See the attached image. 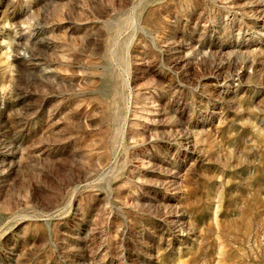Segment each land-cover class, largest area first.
<instances>
[{
  "label": "rangeland",
  "instance_id": "rangeland-1",
  "mask_svg": "<svg viewBox=\"0 0 264 264\" xmlns=\"http://www.w3.org/2000/svg\"><path fill=\"white\" fill-rule=\"evenodd\" d=\"M0 264H264V0H0Z\"/></svg>",
  "mask_w": 264,
  "mask_h": 264
}]
</instances>
